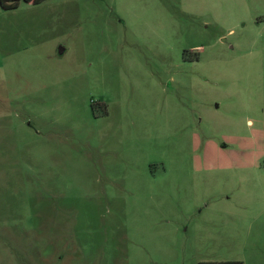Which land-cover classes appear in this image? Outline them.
I'll return each instance as SVG.
<instances>
[{
	"label": "rangeland",
	"instance_id": "1",
	"mask_svg": "<svg viewBox=\"0 0 264 264\" xmlns=\"http://www.w3.org/2000/svg\"><path fill=\"white\" fill-rule=\"evenodd\" d=\"M222 261L264 264V0L0 7V264Z\"/></svg>",
	"mask_w": 264,
	"mask_h": 264
},
{
	"label": "trees",
	"instance_id": "2",
	"mask_svg": "<svg viewBox=\"0 0 264 264\" xmlns=\"http://www.w3.org/2000/svg\"><path fill=\"white\" fill-rule=\"evenodd\" d=\"M46 0H0V7L2 10H11L16 9L20 6L21 3L27 5H39ZM206 264H243L240 261H222V262H211Z\"/></svg>",
	"mask_w": 264,
	"mask_h": 264
},
{
	"label": "water",
	"instance_id": "3",
	"mask_svg": "<svg viewBox=\"0 0 264 264\" xmlns=\"http://www.w3.org/2000/svg\"><path fill=\"white\" fill-rule=\"evenodd\" d=\"M62 52H63V49L62 48H59L58 53L59 54H62Z\"/></svg>",
	"mask_w": 264,
	"mask_h": 264
}]
</instances>
